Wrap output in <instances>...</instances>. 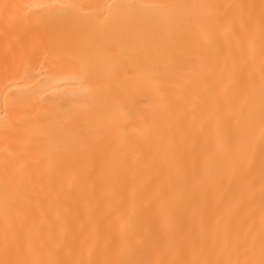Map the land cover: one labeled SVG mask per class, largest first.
<instances>
[{
  "label": "bare ground",
  "instance_id": "bare-ground-1",
  "mask_svg": "<svg viewBox=\"0 0 264 264\" xmlns=\"http://www.w3.org/2000/svg\"><path fill=\"white\" fill-rule=\"evenodd\" d=\"M0 264H264V0H0Z\"/></svg>",
  "mask_w": 264,
  "mask_h": 264
}]
</instances>
